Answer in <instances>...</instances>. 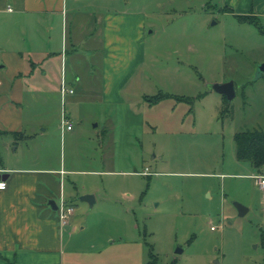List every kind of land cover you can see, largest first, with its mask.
<instances>
[{
    "label": "rangeland",
    "instance_id": "obj_1",
    "mask_svg": "<svg viewBox=\"0 0 264 264\" xmlns=\"http://www.w3.org/2000/svg\"><path fill=\"white\" fill-rule=\"evenodd\" d=\"M237 2L128 0L147 20L128 101L97 106L99 127L63 140L67 167L100 170L68 176L82 237L71 262L264 264V190L235 142L238 132L264 131V33L225 10L244 14ZM229 81L230 99L213 89ZM82 192L97 203L84 204ZM235 202L249 211L239 215Z\"/></svg>",
    "mask_w": 264,
    "mask_h": 264
},
{
    "label": "crops",
    "instance_id": "obj_2",
    "mask_svg": "<svg viewBox=\"0 0 264 264\" xmlns=\"http://www.w3.org/2000/svg\"><path fill=\"white\" fill-rule=\"evenodd\" d=\"M116 3L0 0V176L8 183L0 190V264H75L71 255L82 241L72 226L76 217L62 226L51 201L58 206L63 196L73 203L78 187L68 185V176L100 170L67 167L63 140L99 127L97 106L126 103L146 57V15L128 0ZM237 5L264 16V0ZM62 80L74 89L65 101ZM64 113L72 129H62ZM110 130L105 126L103 135Z\"/></svg>",
    "mask_w": 264,
    "mask_h": 264
},
{
    "label": "trees",
    "instance_id": "obj_3",
    "mask_svg": "<svg viewBox=\"0 0 264 264\" xmlns=\"http://www.w3.org/2000/svg\"><path fill=\"white\" fill-rule=\"evenodd\" d=\"M232 11L230 8H225ZM243 22H248L258 26L264 33V27L260 24V19L254 14H235ZM236 156L239 160L250 162L256 169L264 168V131L260 129L246 130L235 134ZM145 264H158L154 256ZM172 264H175L173 262Z\"/></svg>",
    "mask_w": 264,
    "mask_h": 264
},
{
    "label": "built area",
    "instance_id": "obj_4",
    "mask_svg": "<svg viewBox=\"0 0 264 264\" xmlns=\"http://www.w3.org/2000/svg\"><path fill=\"white\" fill-rule=\"evenodd\" d=\"M9 10H12V9L9 8ZM63 67H65V56L63 57ZM60 92H61L62 100L65 101L67 94L73 93L74 89L69 88L66 85L65 80H62ZM61 123H62L63 130L72 129L73 122L65 115V113L63 114ZM144 174H148V168H146V170L144 171ZM254 178L256 179V184L259 186V188L261 190H264V174L254 175ZM0 185L3 186V187H0V190L6 189L8 185L7 180L4 179L2 176H0ZM57 211H58L60 223L62 224V226H66L69 224V221L75 211V207L72 203L68 202L62 196L60 199V202L58 203Z\"/></svg>",
    "mask_w": 264,
    "mask_h": 264
},
{
    "label": "water",
    "instance_id": "obj_5",
    "mask_svg": "<svg viewBox=\"0 0 264 264\" xmlns=\"http://www.w3.org/2000/svg\"><path fill=\"white\" fill-rule=\"evenodd\" d=\"M259 70L261 72H264V62H262L260 64ZM213 89L215 91L225 95L228 99L232 98L235 95V88H234V82L233 81H229L226 83H215L213 85ZM79 199L82 201L88 202L90 204V206H92L95 202V196H94V194H91V193L82 194L79 196ZM51 204L53 205L54 209L57 208L56 202L54 200L51 201ZM234 204L238 209L239 215H241V216L245 215L249 211V208L240 202H235ZM180 251H182V250L180 249Z\"/></svg>",
    "mask_w": 264,
    "mask_h": 264
},
{
    "label": "clouds",
    "instance_id": "obj_6",
    "mask_svg": "<svg viewBox=\"0 0 264 264\" xmlns=\"http://www.w3.org/2000/svg\"><path fill=\"white\" fill-rule=\"evenodd\" d=\"M0 187H3L2 185H0Z\"/></svg>",
    "mask_w": 264,
    "mask_h": 264
}]
</instances>
